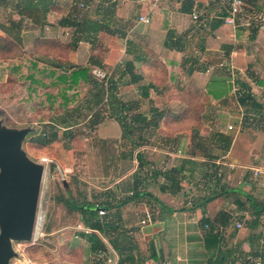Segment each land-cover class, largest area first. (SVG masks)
Segmentation results:
<instances>
[{
    "label": "crops",
    "instance_id": "1",
    "mask_svg": "<svg viewBox=\"0 0 264 264\" xmlns=\"http://www.w3.org/2000/svg\"><path fill=\"white\" fill-rule=\"evenodd\" d=\"M23 1H28L26 9L32 5L39 11H34V20L22 21L17 28L22 30V41L17 46L18 67L11 63L13 60L0 61V74L5 78L25 75L19 83L29 100L36 98L35 90L33 94L27 91L33 73L38 77L70 75L75 65H89L91 53L86 46L94 47V42L107 50L100 60L102 70L113 72L130 60L136 76L142 78L133 84L124 80L119 86L131 89L129 101L119 95L131 109V125H137V115L150 119L154 99L164 98L166 91L174 92L180 99L173 106L212 107L221 114L220 126L205 133L192 130L194 138L180 128L174 133H163L166 137L159 138L163 140L162 147L150 142L157 129L146 128L144 136L143 130L136 128L134 137L142 136L149 150L135 148L133 153L123 154L121 163L130 171L124 174L122 167L114 169L119 171L115 182L101 187L89 181L101 191H96L92 200H83L96 207L95 217L103 233L89 229L80 219L74 229L81 238L97 233L103 240L105 250L97 254L98 264L264 261V213L257 217V208L264 209V0H244V13L235 26L224 22L229 15V0H100L104 5L92 8L100 30L91 40L66 24L65 19L74 11L72 0H48L44 18L39 17L43 0H33L34 4ZM8 5L0 0L2 9ZM97 6L102 8L99 15L95 13ZM108 7L109 12L105 11ZM194 12L202 16L199 23L192 17ZM145 17L150 18L149 24L140 21ZM9 21V26L0 23V38L11 41L7 31L13 28L10 16ZM129 40L135 45L130 55ZM27 52L33 57L29 58ZM184 74L190 77L187 84ZM159 82L170 85L159 88ZM40 85L43 89L44 85ZM188 86L198 96L191 104L186 97L180 98ZM35 87L39 89L38 85ZM146 87L150 90L144 92ZM244 91L250 93L245 103L241 99ZM144 105L150 106L149 112L142 111ZM233 107L244 111L241 114L237 108L231 112ZM219 109L228 112V116ZM67 113L41 125L62 123L67 120ZM250 118L254 120L249 121ZM237 123H243L242 127ZM230 124L235 125L233 131L228 129ZM120 135L121 138L122 129ZM75 160L92 170L86 155ZM76 168L74 163L71 169ZM99 209L106 214L99 215ZM87 245L78 249L92 252Z\"/></svg>",
    "mask_w": 264,
    "mask_h": 264
},
{
    "label": "rangeland",
    "instance_id": "2",
    "mask_svg": "<svg viewBox=\"0 0 264 264\" xmlns=\"http://www.w3.org/2000/svg\"><path fill=\"white\" fill-rule=\"evenodd\" d=\"M4 2L9 5L3 9L0 7V23L9 26V16L11 21L17 19L16 21L29 22L30 19H33L27 16L26 13V10H29L25 8L28 1H23V3L22 0H4ZM31 4H34L33 0H31ZM71 4H73V7L77 6L76 8L81 12L86 10L82 2L78 3L77 0H72ZM95 5H98V2ZM22 11L23 13H21ZM9 41V39H5L7 45ZM86 47H88L90 53L93 52V46L89 45ZM16 48L17 46L14 44L12 49L15 52H7L5 54L17 55L18 51H16ZM121 48L123 49V47ZM95 51L94 55L96 58L103 60L107 52L106 48L103 49V47L97 44ZM27 55L29 58L33 57V54L30 52H27ZM3 56L4 54L2 53L0 61H3ZM90 70V75L93 76V80L97 83H101L106 76L110 77L112 73L111 70H102L94 67H91ZM25 77V75L19 78L9 75L8 78H5L0 74V119L4 120V125L8 128L33 127L36 129V132L25 141L23 145L24 150L35 162H43L45 160L44 164L47 172L42 184L34 237L29 242H13L14 256L11 258L9 264H72L73 262L74 264H98V257L95 252L83 251V247L88 243L91 246L88 239L75 235V233L79 232L74 228L77 227L80 214L69 211L65 205L58 204L57 200L63 196L66 199H70L75 205L85 204L86 202H84L83 198L92 200L93 197L91 196H96V191H101L97 186L90 184L89 181L98 186L105 187L117 180L119 171H115L114 169L119 170L122 167V173L127 174L130 171L128 169L129 166L124 167L120 159L123 154L133 153L135 149L133 144L137 139L135 137L131 140L125 139L123 136L120 138L122 128L118 121L111 118L112 110L109 109L107 98H105L102 104H92L91 109L87 110V103L84 101L89 93H91L89 99L92 100L91 95L95 94L93 92V84H86L81 79L78 85L67 92L63 89L61 83H57L56 77L49 75L38 77L36 73H33L30 84L27 82L30 86L27 91L33 94V90H35L36 98L33 99L32 96V99L29 100L23 92L22 83H19V81H24ZM183 77L186 78V84L189 83L188 78L190 77L185 74ZM40 82L44 85L42 86L43 89H40ZM54 82L55 85L53 84ZM162 83L160 85L159 82V88H168L170 85L169 83ZM36 85L39 86V89H36ZM105 88L107 89V85ZM191 88L189 87V90L182 94V97L185 95L187 103L190 104L192 100L198 97ZM64 93L70 100L68 107L67 105H62L64 102L61 96ZM118 94L122 95L123 98L125 95L126 98L124 100L129 101L131 89L129 86H121L119 87ZM172 98H177V95L174 92L167 94L166 91L164 92V98L159 96V98L154 99L156 100L155 105L157 107L152 105L153 113L161 110L165 113L168 112L160 127L154 130L156 134L153 138L154 140H150L155 145L161 146L160 143L163 140L159 138L166 137L163 133H174L179 128L180 131L186 133V136L194 138L196 134L193 132L195 130L205 133L209 132L210 128L213 129L220 126L218 119H220L219 116L221 114L218 113V108H201L199 105L192 108L173 106V103H179L180 99L177 98L171 101ZM201 102L205 103L204 101ZM194 104L196 103L194 102ZM66 107L70 111L67 113V127L63 126L62 123L46 125L59 131L60 136L65 132H71L73 133V137H59L46 147L33 144L31 139L37 137L42 132L41 122L49 121L56 115H65L66 111H68H65ZM149 107L148 105H144L142 111L149 112ZM237 108L233 107L230 111L236 112ZM241 111L244 110H239V113ZM219 112L228 116L226 115L228 112L224 110H220ZM123 113L126 118L125 122L127 125H131L132 121L129 120L130 113ZM183 118H187L188 120L183 121ZM251 119L254 120V118ZM222 120H225V118ZM102 122L105 123L101 124ZM242 124L238 125L237 123L236 126L241 128ZM230 125L235 126L234 124ZM149 130L153 131V126ZM145 134L147 136V132L144 130L143 135L145 136ZM158 146L155 147H162ZM69 150L72 152L69 153ZM139 150L147 151L149 149L146 148V145H143L138 147ZM82 155L88 157L91 163L88 164V167L92 169L91 171H88L87 164H78L75 160V158H81ZM74 163L75 168H79L73 171L71 168H73ZM125 168L126 170H124ZM139 176L144 177L145 174H139ZM142 195L146 196L147 194L143 193ZM93 201L95 203V199ZM80 245L83 246L82 250L78 249Z\"/></svg>",
    "mask_w": 264,
    "mask_h": 264
},
{
    "label": "trees",
    "instance_id": "3",
    "mask_svg": "<svg viewBox=\"0 0 264 264\" xmlns=\"http://www.w3.org/2000/svg\"><path fill=\"white\" fill-rule=\"evenodd\" d=\"M47 1L48 0H43V3L41 5L42 6L41 9L43 10L42 11L43 13L41 14L42 16H39L40 18H44L45 16L44 13L47 12L46 10H44V9H47L45 8L48 6ZM77 1L78 3L82 2L86 10L81 12L78 10V8H76L77 6L73 7L75 9L70 16L71 20H68L70 19L68 18V19H65V21L67 20L66 24L74 28L77 33H83L84 38L88 40L91 38L93 34L98 33L100 30L98 19L93 18V14H92L93 5H95L96 2H98L99 5H104V4H101L100 0H77ZM106 1H109V0H106ZM28 9L29 10H26V11L30 14V16L34 20L33 13L35 10L39 11V9L34 8V6L32 7V5H30ZM101 10L102 8H100V6L99 7L97 6V8L95 9V13L99 15L102 13ZM109 10H110V7L105 9V11L107 12H109ZM21 13H23V11ZM201 19H202V16L199 15L198 19L195 21L199 23ZM11 23H12L13 28H10V30L7 29V31L9 33L8 35L10 36L12 43H10L9 41V44L7 45L5 43V39L0 38V56L3 53L4 59L2 60L4 61L13 60L11 61V63L18 67V60H20L19 52L17 53V55L16 54L6 55L5 53L15 52V50L12 49L13 45L15 44L16 46H18L19 45L18 43H21L22 40L20 39L19 35L21 34L22 30L21 29L17 30V28L21 27L22 21L16 22L13 20L11 21ZM77 45H78L77 40H75L74 41L75 48L77 47ZM93 45L95 46H94V50H92L93 52L91 53V59H90L89 65L85 67H80V66L75 65L72 69H70L72 70L70 75H60L56 77L57 83H61L63 85V89L66 90L67 92L72 90L74 86L78 85L81 79L86 84H93L94 85L93 92H95V94L91 95L92 100L89 99L90 94H91L89 93L88 97L84 101L85 103H87V110L91 109L92 104L93 105L102 104L105 101V98H107L108 99L107 101L109 102L108 105H110L109 109L112 110L111 118L119 122L122 128V131H123V137L125 139H130V140L133 139L136 128L144 131L146 128H150L153 126L154 129H158L159 126L161 125V122L167 117L168 112L165 113L164 111H156L150 119L149 118L147 119L146 117H143L142 115H137L135 117V121L137 125L136 126L127 125V123L125 122L126 118L123 115L124 114L123 112L125 113L130 112L131 109L127 106L126 103L122 102L118 94L119 86L121 85V83L124 82V80L126 81L127 84H133V83H137L141 81L142 78H139L136 76L135 71H134V63L128 60L125 62L122 68L114 70L110 77L106 76L105 79L101 83H97L95 80H93V76L90 75V71H91L90 69L92 66H97L98 68L103 69V66L101 65L100 59L96 58V56L94 55L96 53L95 49L97 48L96 43L93 42ZM133 46L135 47L132 40H129L128 47H127L128 55H130V52L132 51ZM18 50H19V47L16 48V51ZM59 53L63 54L64 51H59ZM59 69L60 68H58V70ZM14 71L16 72V70H13V72ZM13 75L19 78L17 74L16 75L13 74ZM32 77L33 75L30 76V78ZM53 84L55 85V82ZM106 85H107V89L105 88ZM149 90L150 88L146 87L144 92H147ZM146 94L147 93H145V95ZM62 95L63 96L61 97L64 102L62 103V105H67L68 107V104H70L69 103L70 100L69 98L66 97L65 93ZM242 95L243 97L241 99L243 100L242 101L243 103H245L247 100L250 99V93L248 91L247 92L244 91ZM180 98L184 99L185 95L183 97L181 95ZM114 104L119 105V107L118 106L114 107L113 106ZM67 107L65 111L68 110ZM67 112H70V111L68 110L66 111V113ZM47 124L50 125L51 122ZM67 124H68L67 120L62 122V125L65 127H67ZM48 125L46 124L42 125L44 126L42 128V132L37 137L31 139V142L33 144L38 145L40 147H46L50 145L53 140H57V138L59 137H62V138L71 137V136L73 137V133L71 132H65L63 133L62 136H60L59 131H57L56 129ZM49 128H50V131H49ZM144 144H146V140L141 136L140 138L137 139V141L134 142L133 145L135 146V148H138L140 146H143ZM57 203L65 205L69 209V211L73 213L74 212L79 213L80 216L78 218L82 220L89 229L103 233L101 223L98 220H96L95 215L97 213V210H96V207H94L93 205L89 203L75 205L70 199H66L63 196L58 198ZM263 213H264V209L258 210L257 208V217H259ZM88 241L90 242V245H91L90 249L92 250V252H95L96 254H98L99 252L105 250V244L97 233H92L88 237Z\"/></svg>",
    "mask_w": 264,
    "mask_h": 264
},
{
    "label": "water",
    "instance_id": "4",
    "mask_svg": "<svg viewBox=\"0 0 264 264\" xmlns=\"http://www.w3.org/2000/svg\"><path fill=\"white\" fill-rule=\"evenodd\" d=\"M33 127L8 128L0 119V264L14 256L13 242L33 239L42 184L44 162H35L24 150Z\"/></svg>",
    "mask_w": 264,
    "mask_h": 264
},
{
    "label": "built area",
    "instance_id": "5",
    "mask_svg": "<svg viewBox=\"0 0 264 264\" xmlns=\"http://www.w3.org/2000/svg\"><path fill=\"white\" fill-rule=\"evenodd\" d=\"M144 1L145 0H139V2H144ZM228 3H229V15L224 18V22L228 25L235 26L238 18L244 13L245 2L244 0H229ZM192 17L194 20H197L199 15L197 12H194L192 14ZM140 21L146 24H149L151 20L149 17H145V18H141ZM250 120L252 121L251 118ZM228 129L233 130L234 126L231 125L229 126ZM43 162H45V160H43ZM105 214H106V211L104 209H99V215L104 216ZM238 227H241V225H238ZM80 230H84V229H80ZM255 264H264V261H262L261 259H258L255 261Z\"/></svg>",
    "mask_w": 264,
    "mask_h": 264
}]
</instances>
